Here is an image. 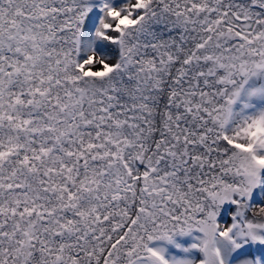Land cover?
Instances as JSON below:
<instances>
[{
  "label": "snow or ice",
  "instance_id": "obj_1",
  "mask_svg": "<svg viewBox=\"0 0 264 264\" xmlns=\"http://www.w3.org/2000/svg\"><path fill=\"white\" fill-rule=\"evenodd\" d=\"M0 264H264V0H0Z\"/></svg>",
  "mask_w": 264,
  "mask_h": 264
}]
</instances>
